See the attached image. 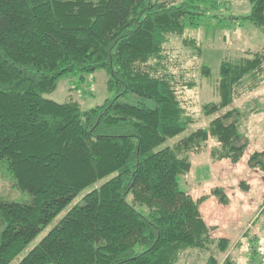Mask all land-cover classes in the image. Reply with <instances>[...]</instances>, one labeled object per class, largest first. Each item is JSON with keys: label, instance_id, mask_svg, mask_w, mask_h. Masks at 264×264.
<instances>
[{"label": "trees", "instance_id": "obj_1", "mask_svg": "<svg viewBox=\"0 0 264 264\" xmlns=\"http://www.w3.org/2000/svg\"><path fill=\"white\" fill-rule=\"evenodd\" d=\"M204 1L0 0V161L30 196L0 199V264L80 190L109 174L17 264H166L167 257L174 264H240L230 240L208 233L197 215L205 196L188 190L189 155L204 149L212 129L225 156L240 159L248 139L236 124L233 85L264 63V51L221 60L213 81L219 98L201 104L209 119L196 125L181 98L196 81L185 68L172 69L164 44L176 36L201 55L185 29L210 8ZM249 1L245 17L264 26V0ZM98 67L113 91L102 103L82 110L72 98L48 96L64 74ZM200 68L209 75L208 65ZM249 164L264 170V150ZM211 192L224 198L220 187Z\"/></svg>", "mask_w": 264, "mask_h": 264}, {"label": "rangeland", "instance_id": "obj_2", "mask_svg": "<svg viewBox=\"0 0 264 264\" xmlns=\"http://www.w3.org/2000/svg\"><path fill=\"white\" fill-rule=\"evenodd\" d=\"M216 1H218L216 4H213L214 1L211 0L202 2V6L210 8L199 18V24L197 26H187L185 29L186 36L194 37L201 44V55L198 56V54L190 52L188 46L184 45L181 39L176 36H171L164 44L165 49L170 54V60L173 64L172 69L178 72L180 68H185L186 76L194 77L196 81V85L193 88L182 90L181 97L182 102L188 107L189 111L194 112V115L197 117L196 125L207 124L209 119V117L203 115L201 104L207 101H217L219 98L218 94L213 89V81L219 76L221 60L223 58L237 60L241 55H246L248 57L252 56V51H264V26H258L245 17L251 8L250 1ZM201 62L209 66L210 72L208 76L204 77L201 75ZM261 65H264V63ZM256 68L258 67L253 68L251 71ZM248 73L235 81L234 85L240 79L248 75ZM107 79L108 72L104 67H98L89 72L64 74L58 79L56 88L48 96L59 102L67 98H72L76 100L80 104L81 109L84 110L102 103L106 98L113 95V91L107 88ZM231 104L234 105L233 103ZM243 135L247 137L245 134ZM176 138L178 137L168 138L158 147L170 144ZM252 153H250V155ZM249 157L247 162L250 166ZM229 161L231 162L230 159ZM250 167L259 168L257 166ZM260 170L263 175L264 170ZM111 175L112 174L104 176L80 190L78 194L73 197V199L47 225H45L27 246L8 264H17L18 260L48 232V230L82 197L84 193L99 186ZM261 179L264 182L263 177H261ZM242 184L244 186L245 182L242 181ZM180 186L182 187L181 182ZM29 198L30 196L26 191H22L14 185V179L7 168L6 162L0 161V199L26 202ZM263 210L264 203L262 211ZM247 231L249 230L244 231V233ZM243 234L240 235L237 240L231 242L229 251L232 258L240 264H245L247 261L252 264H264V241H258L252 231L245 233V235ZM249 245H251V247H249Z\"/></svg>", "mask_w": 264, "mask_h": 264}, {"label": "crops", "instance_id": "obj_3", "mask_svg": "<svg viewBox=\"0 0 264 264\" xmlns=\"http://www.w3.org/2000/svg\"><path fill=\"white\" fill-rule=\"evenodd\" d=\"M232 103L240 109L237 126L248 138L243 155L231 163L210 129L204 149L189 155L186 184L193 198L205 196L197 215L212 236L234 242L250 230L258 241H264V210L259 212L264 198L262 171L247 162L250 153L264 149V65L234 85ZM242 181L245 188L240 184ZM214 187L223 189L222 200L211 192ZM168 259L166 264H174Z\"/></svg>", "mask_w": 264, "mask_h": 264}]
</instances>
